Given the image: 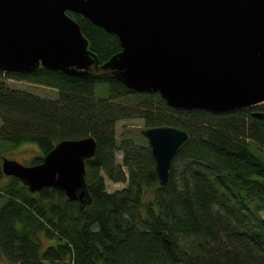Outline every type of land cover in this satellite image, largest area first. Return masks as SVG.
Here are the masks:
<instances>
[{
  "label": "trees",
  "instance_id": "trees-1",
  "mask_svg": "<svg viewBox=\"0 0 264 264\" xmlns=\"http://www.w3.org/2000/svg\"><path fill=\"white\" fill-rule=\"evenodd\" d=\"M69 14L100 64L122 49L115 34ZM6 79L54 88L58 96L11 88ZM98 86L107 95L98 96ZM131 119L189 134L167 185L142 130L118 142V122ZM0 120V139L40 148L29 165L63 140L97 141L86 160L93 202L85 208L55 188L32 193L4 174L0 159V264H264V103L225 113L178 109L159 92L132 90L112 74L40 66L0 70ZM107 179L127 185L109 192ZM42 235L52 243L43 247Z\"/></svg>",
  "mask_w": 264,
  "mask_h": 264
},
{
  "label": "water",
  "instance_id": "water-1",
  "mask_svg": "<svg viewBox=\"0 0 264 264\" xmlns=\"http://www.w3.org/2000/svg\"><path fill=\"white\" fill-rule=\"evenodd\" d=\"M70 12L118 36L122 49L100 64ZM40 66L76 76L112 74L132 90L159 92L178 109L256 106L264 103V0H0V70ZM141 133L167 185L189 134L172 126ZM96 150L93 136L66 139L39 164L3 158L2 168L32 193L55 188L85 208L93 202L86 160Z\"/></svg>",
  "mask_w": 264,
  "mask_h": 264
},
{
  "label": "rangeland",
  "instance_id": "rangeland-1",
  "mask_svg": "<svg viewBox=\"0 0 264 264\" xmlns=\"http://www.w3.org/2000/svg\"><path fill=\"white\" fill-rule=\"evenodd\" d=\"M4 78H8V77L5 76ZM6 83L11 88L26 90L28 92L34 93L44 98L55 99L58 96L57 89L46 87V86L32 83L29 81L17 80V79H6ZM101 88H103V86L97 87V95L100 97H103L105 96V94L107 95V93L102 92V90H100ZM0 125H1V120H0ZM145 128L147 127L144 121L141 119H131V120L119 121L116 127L118 142H120L123 139L125 134L129 132H133V131L140 132L141 130ZM140 143H145V141L140 140ZM263 151H264V148H263ZM38 155H41V150L36 144L24 143L21 145H15V144H12L10 142H6L0 139V159L1 160L3 158H10V159L18 160L19 162L25 165H29L32 158ZM116 162L117 164L122 163L121 152L117 153ZM106 184H107V190L109 192L120 190L126 187L127 185V183L113 182L109 179L106 180ZM261 216L264 218V212H262ZM41 238L43 241V247H46L52 243V241L46 238L44 235H42Z\"/></svg>",
  "mask_w": 264,
  "mask_h": 264
}]
</instances>
